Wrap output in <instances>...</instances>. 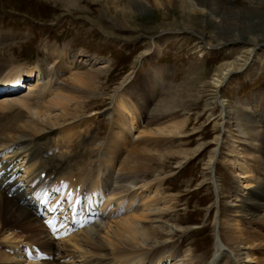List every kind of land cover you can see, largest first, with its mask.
<instances>
[{
	"label": "rangeland",
	"instance_id": "374dc122",
	"mask_svg": "<svg viewBox=\"0 0 264 264\" xmlns=\"http://www.w3.org/2000/svg\"><path fill=\"white\" fill-rule=\"evenodd\" d=\"M176 2L79 0V8L59 0H0V35L25 36L1 47V62L15 66L36 64L50 56L55 46L58 53L81 50L99 58L89 69L98 76L97 83L90 98H80L83 116L75 122V126L86 123L82 136L85 142L76 149L80 154L92 153L90 142L109 136L113 123L107 112L117 110L113 98L132 105L143 125L142 103L154 109L162 99L173 100L177 105L164 111L173 121H185L183 131L172 136L176 139L173 146L168 142L156 144L157 150L168 156L165 163L156 156V162L140 166V170L149 171L150 179L158 177L162 194L170 200L171 207L166 206L171 222L165 228L174 229L173 225L177 230L174 240L162 245L174 255L172 264H198L191 262L198 255L203 256L199 264H209L218 238L216 218L220 217L224 236L231 218L228 209L235 198L234 187L246 179L238 178L239 160L248 158L252 178L259 180L256 189L249 190L253 194L250 201L264 205V44L254 45L247 40L216 49L201 37L207 40L208 32L264 35V23L260 24L264 20V0ZM251 48L249 60L245 56ZM239 58V70L220 88V96L238 119L225 123L226 112L218 102H212L216 96L207 92L205 85L223 64ZM150 79L155 82L153 86L148 85ZM94 112L99 117L89 121L91 117L87 116ZM251 121L258 122L259 131L250 127ZM234 129L241 134L235 135ZM220 134L224 139L219 144L215 168L210 170L208 160L218 144L215 137ZM160 138L168 140L166 136ZM182 150L188 151V156L179 154ZM214 180L219 189L218 207ZM156 185L159 186L155 182Z\"/></svg>",
	"mask_w": 264,
	"mask_h": 264
},
{
	"label": "bare ground",
	"instance_id": "6f19581e",
	"mask_svg": "<svg viewBox=\"0 0 264 264\" xmlns=\"http://www.w3.org/2000/svg\"><path fill=\"white\" fill-rule=\"evenodd\" d=\"M59 1L82 8L79 0ZM171 3L177 4L176 0H171ZM263 23L261 19L260 24ZM225 33L208 32L207 40L201 38L206 45L216 49L243 44L247 40L254 45L264 44V35L261 34L246 37L240 32ZM23 37L0 35V90L16 86L22 78L25 82L30 81L27 82L28 94L23 92L21 97L17 94L12 98L0 97V161L10 175L19 173L8 190L0 187V264H172L174 255L162 245L173 241L177 230L173 225L174 229L165 228L171 222L167 219L171 214L166 206L170 200L162 194L158 177L150 179L147 177L149 171L141 172L140 166L156 162V156L161 157L162 163L168 158L165 151L157 150L156 144L168 142L170 145L176 140L173 135H181L185 121H173L166 113L177 104L161 98V102L151 109L142 103L143 125L136 118L137 112L132 105L123 99L113 98L117 110L107 112L113 123L109 136L103 141L96 139L90 142L92 153L80 154L76 149L85 142L82 136L86 123L75 126V122L83 116L79 109L80 98H90L97 83L98 76L89 69L96 64L98 57L81 50L58 53L55 46L50 56L36 64L15 66L2 63L1 47ZM246 53L245 57L250 60L253 48ZM241 60L223 64L205 85V90L216 96L212 102H218L226 112L225 123L238 119L220 96V88L239 70ZM154 83L150 79L148 85L153 86ZM148 95L151 97L152 94ZM138 101L143 102L140 97ZM97 114L88 115L91 117L89 121L93 117L98 118ZM257 124L251 121L250 127L259 131ZM163 136L168 140L160 138ZM223 139L221 134L215 137L218 144L208 160L210 170L215 168L219 144ZM179 154L186 157L189 152L182 150ZM247 161L248 158L238 161V178L246 179L234 187L235 198L228 209L231 218L224 236L221 234L223 225L220 217L216 218L218 238L209 264H240L241 260L248 264H264V205L250 201L253 194L249 190H255L259 180L252 178V169ZM155 182L159 186H155ZM11 186H16L12 196L9 195ZM65 186L74 188L92 205H102L103 220L69 238L55 240L31 206V199L46 189L59 191ZM216 192L219 194L217 184ZM216 202L218 207L220 199ZM33 244L54 256L53 260L27 262L22 250L24 246ZM190 257L191 254L186 258ZM202 260L203 256L198 255L191 262L199 264Z\"/></svg>",
	"mask_w": 264,
	"mask_h": 264
}]
</instances>
